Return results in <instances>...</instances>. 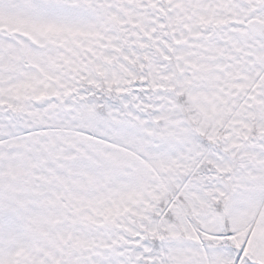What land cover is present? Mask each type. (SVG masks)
I'll return each mask as SVG.
<instances>
[{"label":"snow or ice","instance_id":"obj_1","mask_svg":"<svg viewBox=\"0 0 264 264\" xmlns=\"http://www.w3.org/2000/svg\"><path fill=\"white\" fill-rule=\"evenodd\" d=\"M0 264H264V0H0Z\"/></svg>","mask_w":264,"mask_h":264}]
</instances>
